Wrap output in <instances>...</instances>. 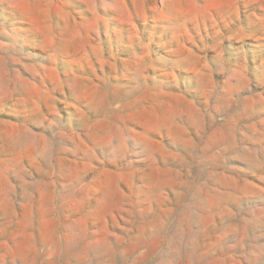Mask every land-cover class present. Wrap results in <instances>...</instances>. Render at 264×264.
I'll list each match as a JSON object with an SVG mask.
<instances>
[{
    "label": "rangeland",
    "instance_id": "rangeland-1",
    "mask_svg": "<svg viewBox=\"0 0 264 264\" xmlns=\"http://www.w3.org/2000/svg\"><path fill=\"white\" fill-rule=\"evenodd\" d=\"M0 264H264V0H0Z\"/></svg>",
    "mask_w": 264,
    "mask_h": 264
}]
</instances>
